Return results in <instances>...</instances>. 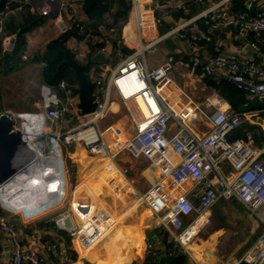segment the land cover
Instances as JSON below:
<instances>
[{
    "label": "built area",
    "instance_id": "1",
    "mask_svg": "<svg viewBox=\"0 0 264 264\" xmlns=\"http://www.w3.org/2000/svg\"><path fill=\"white\" fill-rule=\"evenodd\" d=\"M36 1L38 4L43 3L41 14L59 21L63 5L61 0ZM207 1L191 0L196 6L205 5ZM232 1L219 0L212 6L201 9L193 17L178 23L160 40H185L194 70L202 67L204 74L210 76L214 68L221 69L227 74L230 82L247 91L252 101L263 103L264 67L253 59L244 58L235 52H222L206 64L205 44L211 42L212 33L221 28H233L243 37L250 34L264 37V5L258 4L255 13L234 12L230 8ZM14 11L6 5L0 12V37L4 38V53H12L15 49V39L7 37L4 29L8 16ZM72 27H77L80 34L86 35L85 26L78 18H70L68 30ZM190 27L193 29L191 37L188 38L187 31ZM65 30L67 31V27ZM110 44L109 39L105 40L106 47ZM153 44L143 46L123 59L106 82L103 79L96 81L98 107L95 113L89 116H82L78 97L67 82L62 81L57 87L64 97L55 89L43 90V120L38 121V130H41V133L36 135V138L43 134L49 137L38 139L35 148L41 149L42 142L46 139L50 149L45 153L38 152L49 160H46V175L42 172L41 175L45 176H41L42 181L36 183H39L38 197H46L53 205L40 211L34 209L36 206L33 205L27 210L17 206L16 209H10L0 202L4 206L0 208V228L3 235L0 245L3 242L10 247L11 264H43L44 259L37 251L25 247L19 231L15 224L8 220L7 214L20 213L32 217L64 202L67 177L63 145L82 144L96 155L109 154V159L114 163L116 156L124 151L137 158L144 157L161 172V180L143 192L141 197L160 225L188 253V246L194 236L212 224L210 212L222 201L237 200L255 217L261 231L239 264H260L264 260V145L258 147L251 140L230 141L229 134L242 125L245 113L221 107L212 113H206L205 107L193 100L173 79V61L168 60L155 68L148 66L145 50H150ZM251 46L254 51H260L256 43ZM75 58L83 62L85 55L79 54ZM126 79L130 80L135 94L129 93ZM119 82H122L128 95H124ZM138 84L143 87L138 88ZM113 92L121 99L134 128V135L126 143L121 142L123 131L115 128L116 137L109 140L113 146L114 142L119 145L114 153L105 139V134L111 128L103 131L100 127L111 110ZM136 94H147L155 102L158 111L145 117L137 108ZM262 112L264 113V109ZM5 114L17 121L18 114L6 111L0 113V117ZM66 115L75 116L79 121L65 131H58L57 128ZM48 120L51 124H47ZM206 121L210 128L202 135L191 128V123ZM25 124L18 128L16 123L15 129H25ZM48 125L51 131L47 130ZM51 151H56V155L51 157ZM225 167L230 171L227 172ZM50 176L54 180H49ZM165 179H169L171 184L166 183ZM173 188L177 189L175 197L172 196ZM13 199L17 202V199L21 198L18 196ZM68 215L70 216L68 212L61 213L55 218L54 221L60 229H63L59 225L60 221ZM113 225L114 219L108 212L98 211L81 225L74 222V226L68 231L73 237L81 234L87 243L93 244Z\"/></svg>",
    "mask_w": 264,
    "mask_h": 264
},
{
    "label": "crops",
    "instance_id": "2",
    "mask_svg": "<svg viewBox=\"0 0 264 264\" xmlns=\"http://www.w3.org/2000/svg\"><path fill=\"white\" fill-rule=\"evenodd\" d=\"M218 1L208 0L205 5L196 6L191 0H178L177 3L171 0H124L128 13L120 30L101 26V36L94 34L93 31L87 33L86 30V35L71 36L66 45L75 57L79 54L85 55L83 63H86L89 57L98 62V65L92 67L89 76L95 82L98 79H103L106 82L123 59L136 53L141 47L154 43L150 50H145L149 67L155 68L168 60L173 61V79L193 100L205 107L206 113H212L219 107L245 113L243 123L238 128H243L244 135L238 136L234 140H251L260 147L264 145V113L262 112L264 102L252 101L246 91L248 101L240 108L234 109L208 81V78L216 81V83L224 80L229 81L223 70L214 68V72L210 76L205 75L202 68L194 70L185 40L174 38L160 40L178 23L193 17L201 9L208 8ZM61 2L63 4L62 15L59 21H52L53 19L41 14L40 9L43 3L38 4L36 0H9L7 3L9 8L15 10L8 16L5 23L4 29L7 37H13L17 43L16 33L19 27H29L31 24L34 26L25 34V51L20 58H12L13 53L3 52L4 38L0 37V107L10 109L4 110V112H23L29 111L27 109L30 108L32 109L30 111L40 112L42 110L43 90L46 88L55 89L43 83L42 71L45 64L37 61V59L51 41L72 29L69 28L68 30L71 17L78 18L82 24L88 21V17L82 8V0H61ZM237 3H241L246 12L255 13L258 8L257 5H264V0H233L230 3V8L234 12L242 11L237 8ZM19 7L22 8L19 10L17 9ZM194 8L196 12H193ZM118 10L123 11L124 9L120 8L119 4H115L113 12H118ZM181 11L185 15L177 18L175 14ZM106 16H109V22L112 23V16L108 14ZM65 27H67V31ZM192 29L193 27H190L187 31L188 38L191 37ZM214 33L212 41L205 44L206 64L219 53L235 52L244 58L253 59L258 65L264 67V37L258 34L243 37L233 28H221ZM107 39L111 43L109 47L105 45ZM252 43H256L260 47L259 52L252 49ZM103 48L106 50L102 51ZM55 90L59 93V90ZM60 92L62 93V91ZM15 93L19 98L16 96L17 99H13ZM111 98V110L107 118L111 117L113 122L107 121L106 124L109 122L108 125L104 124L105 121L102 122L101 129L104 131V127L109 125L114 127L127 126L128 134L133 133L134 128L118 94L113 92ZM21 115L23 121H26L25 127L35 125V117L43 118L41 114L22 113ZM27 115L31 117L28 118ZM64 119L67 120L58 126V131H65L69 126L79 121L77 117L70 115H66ZM191 128L202 135L209 130L210 126L206 121L191 123ZM47 130L51 131L50 126ZM46 139L42 142V148H39L41 153L48 152L50 149ZM130 139L131 137L126 136L121 138V142L126 143ZM26 141L36 153L29 165L31 166L30 177L25 175L24 180L12 185L14 186L13 190L18 192L22 187L32 186L33 181L40 183L42 181L41 176L46 175L48 163L46 162L48 157L39 154L35 150L34 143L28 140L27 136ZM106 141L110 144L108 137ZM64 146L63 155L67 177L66 200L49 211L32 217H26L20 213L7 214L8 220L14 223L19 231L25 247L37 251L44 259L43 264H145L148 254L162 260L166 254L163 243L164 233L168 234L169 242H176L144 203L136 206V202L140 201L139 199L142 200L141 194L148 187L150 188L154 183L161 180V172L157 169V173H155L156 171L153 173L151 168H144L142 176L149 181L145 188H142L140 184L136 185L133 180H127L122 184L126 177L120 167L119 169L114 168L115 163L118 165L116 158L114 163L109 159V154L96 155L84 145ZM125 158L135 160L140 157H134L127 152ZM106 159L110 161L106 163ZM225 170L230 171L226 167ZM42 172L45 175H41ZM99 179L102 182H98ZM164 181L171 184L169 179ZM35 186L38 184L36 183ZM32 189L34 188L32 187ZM187 190L190 191V188L187 187ZM104 193L107 195L104 196ZM176 194L177 189L173 188L172 196L175 197ZM107 196H112L115 200L118 198L122 202L121 211L116 210L117 208L112 205V202L108 206L105 205L103 200ZM231 201L239 203L235 199L222 201L210 212L212 224L194 236L188 246L189 253L176 243L180 250L187 255L188 264H220L224 262L223 259L228 264H239L243 255L239 258H236L234 253L225 256L224 253H215L214 246H211L213 245L211 242L216 243L224 234L220 228L212 229L214 213L219 211L218 206L220 208L223 205L229 206L228 203ZM102 207V211L108 212L113 217L114 225L104 236L99 238L97 243H87L81 234L77 237L71 236L68 230L60 229L54 221L59 214L68 212L73 221L81 225ZM115 210L117 216L112 212ZM247 212L250 220L244 221L243 224H251L256 230H259L257 220L248 210ZM244 232L246 231L244 230ZM247 232L244 233V238ZM2 237L0 228V238ZM53 246H56L55 249H51ZM10 254V247L2 242L0 245V264H11Z\"/></svg>",
    "mask_w": 264,
    "mask_h": 264
},
{
    "label": "trees",
    "instance_id": "3",
    "mask_svg": "<svg viewBox=\"0 0 264 264\" xmlns=\"http://www.w3.org/2000/svg\"><path fill=\"white\" fill-rule=\"evenodd\" d=\"M81 4L84 13L88 17V21L83 23L87 33H92L93 31L94 34L101 36V26L109 29L116 28L120 30L124 25L122 22L126 19L128 13V8L124 0H82ZM115 4H119L120 8H123L124 10L113 12ZM237 8L242 10L240 12H246L241 3H237ZM193 12H196L195 8ZM107 14L112 16V23L109 22V16H106ZM175 15L177 18H179L185 14L181 11L177 12ZM32 26H34V24H31L29 27H19V30L16 33L18 41L14 51L12 52V58H20V56H22L26 45L25 34L30 31ZM77 34H80L79 29L77 27H72L70 31L51 41L46 46L43 53L38 57L37 61H41L45 64V67L42 71V80L46 85L57 89L59 84L62 81H65L71 88L76 86L73 72L68 67L59 69V66L63 61H65L63 42L66 44L71 36ZM212 35H215V33L213 32ZM200 68L202 67L197 69L200 70ZM208 81L210 85L213 86L234 109L240 108V106L248 101L246 91L237 87L235 84H232L226 80L216 83V81L210 80L209 78ZM243 135V128H237L235 131L231 132L228 137L229 140H234L236 137ZM67 239L69 238L67 237ZM163 243L166 252L165 257L162 260H159V258L154 257L152 254H148L145 264H188L189 259L187 255L180 250L176 243L168 241V234L166 233H164Z\"/></svg>",
    "mask_w": 264,
    "mask_h": 264
},
{
    "label": "water",
    "instance_id": "4",
    "mask_svg": "<svg viewBox=\"0 0 264 264\" xmlns=\"http://www.w3.org/2000/svg\"><path fill=\"white\" fill-rule=\"evenodd\" d=\"M9 0L0 2V12L4 10ZM65 61L59 69L68 67L74 74L76 87L73 89L74 95L78 97L79 109L82 116H89L97 110L98 96L96 94L98 83L93 81L89 73L92 67L98 62L87 59L86 63L79 62L71 53L67 45L63 42ZM17 119H23L21 114L16 115ZM16 120L9 115L0 117V195L14 191L16 182L25 179V175H31L29 166L35 156V151L29 147L26 141L24 129H15ZM59 225L66 230L72 229L74 222L71 216L64 217ZM264 264V260L262 261Z\"/></svg>",
    "mask_w": 264,
    "mask_h": 264
},
{
    "label": "rangeland",
    "instance_id": "5",
    "mask_svg": "<svg viewBox=\"0 0 264 264\" xmlns=\"http://www.w3.org/2000/svg\"><path fill=\"white\" fill-rule=\"evenodd\" d=\"M52 21H54V20H52ZM15 94L13 95V99L19 98L17 96V93H15ZM59 95L61 97H64V94L61 93L60 91H59ZM16 96H17V98H16ZM19 108H24V107H19ZM4 110H10V109L6 108V107H0V113L4 112ZM27 110H29V111H23V112L12 111V112L15 113V114L28 113V114H36V115H39V114L42 113L41 111L40 112H38V111H30V110H32L31 108L27 109ZM65 120H67V119H64L63 123H64ZM107 121L113 122V119L111 117L107 118L105 120V122L103 121L104 124H106ZM16 123H17L18 128H20V127L22 128V125L25 124L26 121H23V119L19 118V119H17ZM47 124H51L49 120L47 121ZM108 124H109V122L106 125H108ZM48 126H50V125H48ZM109 126L108 127H104V130H107L108 128H111V129H109L107 131V134L105 135L106 139L108 137V139L110 141L116 137V133L115 132H116L117 129H121L123 131V134H122L121 138L126 137V136L127 137H132L134 135V132L128 134L127 126H124V127L123 126L122 127L121 126H117V129H115L116 127H114V126H111V125H109ZM24 132H26V135H27V133L29 132L28 131V127H25ZM31 135H35V134L34 133H30L29 136H31ZM48 137L49 136L46 135V134L40 135L37 138L35 136L34 144H37L36 141H38V139L48 138ZM115 145H116V148H115ZM111 146H112V152L113 153L116 152L117 144H115V142H114V147H113V144H111ZM64 147L65 146L63 145V149H64ZM35 150L37 152H40L39 150H37V148H35ZM66 152L67 151H66V148H65V154H66ZM126 156H127V152L126 151L118 154L117 157H116V162H117V164L119 166L116 165V163L114 164V166H115L114 168L115 169H119V167H120V169L125 174L126 178H125V181H123L122 184L127 182V180H130V181L133 180L134 183H136V185L140 184V186L142 188H145L146 185L148 186L149 181H148V179L146 177L144 178L142 176V171L144 170V168H149V169L151 168V172H153V173L155 171H156L155 173H157L158 170L154 166H152L151 163L144 157H140L139 159H135V160H132V159L128 160V159L125 158ZM106 160H107L106 163H108L110 161L108 159H106ZM98 182H102L101 179H99ZM103 184H104V182H103ZM105 188L103 189V191L105 190ZM105 195H107V194L104 193V196ZM134 198H136V197H134ZM71 199H72V196H71ZM139 200L140 201L136 202V206H138L141 203H143V201L141 199H139ZM103 201H104L106 206L110 205V203L112 202V205H114L115 208H117L116 210H120L121 207H122V202L120 200H118V198L115 200L112 196L111 197L107 196L106 199L104 198ZM83 202H85V201L83 200ZM228 205L229 206H226V207L223 205L221 208H220V206H218L219 214H218L217 211H215V213H214V216H213L214 225H213L212 229L213 228H215V229L220 228V229H222L224 231V234H223V237L220 238L216 243H212L211 242V244H213L211 246H214L213 248H214V252L215 253H224L225 256L230 255L231 253H234L236 258H239L241 255H244L250 249V247L253 245V243L255 242L257 237L260 235L261 231H260V229L256 230L254 228V226H251V224H246V225L243 224L244 221L248 222L250 219L248 218L247 210L241 204H239V203H237L235 201H231V202L228 203ZM0 208H4V206H2L1 203H0ZM102 209H103V207L100 208L99 211H102ZM116 210L112 211V212H114L113 214H115V215H116V213H115ZM57 214H59V213H57ZM242 229H244L246 232L247 231L249 232V233L247 232V235L245 236V238H244V233H246V232H244V230L242 231ZM208 232H209V230H208ZM223 261L224 262L220 263V264H228V262H226L224 259H223Z\"/></svg>",
    "mask_w": 264,
    "mask_h": 264
},
{
    "label": "bare ground",
    "instance_id": "6",
    "mask_svg": "<svg viewBox=\"0 0 264 264\" xmlns=\"http://www.w3.org/2000/svg\"><path fill=\"white\" fill-rule=\"evenodd\" d=\"M125 83L129 87V93L133 92L135 94V89L132 87L130 80L126 79ZM119 84L121 85L124 91V95H128L127 90H125L124 87L122 86V82H119ZM142 87H143L142 85L138 84V88L141 89ZM135 102L137 104L138 110H140V113H143L145 117H148L149 115L156 113L158 111V108L155 102L147 94H138L137 96H135ZM27 117L29 118L31 116L27 115ZM34 120L36 124L32 125V123L30 122L32 126L28 127L29 132L27 133L28 140H30L33 143H34L35 136L38 135L41 131V130H38L39 129L38 121H42L43 118L41 119L39 117H35ZM30 133H34L35 135L29 136ZM91 140H93V138H91ZM33 143L31 144L32 146H33ZM50 155L51 157L55 156L56 151H51ZM49 180L52 181L54 179L52 176H50ZM35 184H36V181L35 182L33 181L32 186L29 185L26 188L22 187L19 192L9 191L6 194H1L0 202H2L6 208H10V209H16V206H17L18 208H23L24 210H27V208L30 207L31 205L36 206V208L34 209H38L40 211L50 208L53 205V203L48 202L46 197H38L37 188L39 187V183H38V186H35ZM32 187L34 189H32ZM18 196H20L21 199H17L18 200L17 201L18 203H17L13 201L14 200L13 198L18 197ZM20 204L21 206H19ZM260 264H262V262H260Z\"/></svg>",
    "mask_w": 264,
    "mask_h": 264
}]
</instances>
